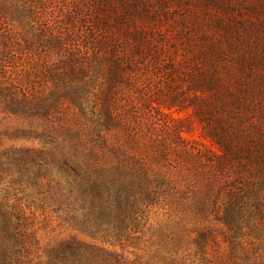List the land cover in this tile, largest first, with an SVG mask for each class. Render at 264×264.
<instances>
[{"label":"trees","instance_id":"obj_1","mask_svg":"<svg viewBox=\"0 0 264 264\" xmlns=\"http://www.w3.org/2000/svg\"><path fill=\"white\" fill-rule=\"evenodd\" d=\"M92 1L30 35V9L11 1V17L0 2V113L38 143L0 153V171L93 238L132 244L150 231L148 258L130 264H183L184 249L199 264H264V0ZM162 30L191 50L172 58ZM193 123L200 138L184 136ZM153 208L166 215L157 229ZM33 241L0 201V264H108L76 239L43 254Z\"/></svg>","mask_w":264,"mask_h":264},{"label":"rangeland","instance_id":"obj_2","mask_svg":"<svg viewBox=\"0 0 264 264\" xmlns=\"http://www.w3.org/2000/svg\"><path fill=\"white\" fill-rule=\"evenodd\" d=\"M11 1H18L21 5L26 6V9H30V16L27 14L25 8L21 12V24L23 30L28 32V35L33 30L38 31L44 26L56 30L59 25H64L65 21L69 20L68 18L72 16V10L80 7V10L83 11V8L86 7L85 4H87V0H0L4 6L6 5L7 12L11 17L14 16V13H12L13 8L10 4ZM94 4L95 9L93 10V14L96 11V17L102 16L101 14L104 11L100 9L101 6L97 2H94ZM188 11H190V6L188 7ZM111 18L113 24L116 25L114 26L116 37L122 34L123 38H125L126 36L123 35V25L118 20V14H116V18L112 14ZM12 23H14V30H22V26H19L16 21ZM162 31L160 34L162 37L161 42L164 47L169 48V52H172V58L180 60L186 55L185 50H191L185 43L178 41L176 32L169 30ZM165 51V57L167 58L169 53H167L166 49ZM166 112H170L173 117H186L191 112V109L190 107H186L178 110L176 107H172L166 110ZM18 125H21V123L12 117H7L0 113V153L9 149L38 146L37 141L28 138L23 131L19 130ZM200 130L199 124L193 123L190 135L184 133V136L200 138ZM16 178L17 174L11 171H0V201L17 208L21 219H23L26 225V232L32 233L33 242L36 243L33 248L36 249L38 254H43L46 249H50L52 246L68 239H76L104 249L106 251L104 256L108 260L106 261L108 264H113L116 255H119L122 260L125 259L130 264L136 257L146 260L151 253L153 246L150 245V242H152L154 237L145 228L141 239L132 244L127 242L119 245L113 238L105 242L103 241L105 239L102 237L93 238L89 234L70 226L59 213L53 211V208L56 206L54 202L43 200L41 196L36 195L33 189L30 187L26 188L23 182H15L14 179ZM165 222L166 215L164 210L153 208L148 212L146 227L157 229ZM210 244L208 246L209 255H215L221 251L223 244L220 240L218 242H210ZM180 256H184L183 264H199V256H194L193 251L184 249L179 253L178 257ZM156 264L168 263L161 260Z\"/></svg>","mask_w":264,"mask_h":264}]
</instances>
